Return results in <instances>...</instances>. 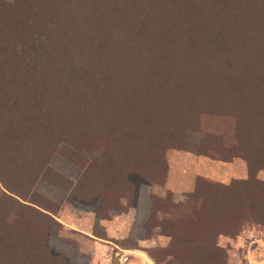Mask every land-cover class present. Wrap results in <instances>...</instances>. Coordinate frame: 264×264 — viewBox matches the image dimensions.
Wrapping results in <instances>:
<instances>
[{"label":"trees","instance_id":"16d2710c","mask_svg":"<svg viewBox=\"0 0 264 264\" xmlns=\"http://www.w3.org/2000/svg\"><path fill=\"white\" fill-rule=\"evenodd\" d=\"M191 132L248 176L199 177L186 209L151 184ZM81 150L116 154L100 167ZM56 154L83 169L75 183L50 177ZM263 172L264 0H0V264L73 263L50 244L45 180L97 210L126 196L171 237L168 263L200 264L213 254L194 244L264 226Z\"/></svg>","mask_w":264,"mask_h":264},{"label":"rangeland","instance_id":"374dc122","mask_svg":"<svg viewBox=\"0 0 264 264\" xmlns=\"http://www.w3.org/2000/svg\"><path fill=\"white\" fill-rule=\"evenodd\" d=\"M198 146L199 135L191 132L186 149L172 148L167 151L175 189L169 188L167 182L153 181L151 192L154 195L167 199L171 205L187 209L188 202L194 199L199 177L225 184L247 178V162L243 158L236 157L230 161L215 159L214 154H223L224 151L207 145L206 150H202L210 154L207 156L197 153ZM118 153L126 155L123 150H118ZM115 154V150L80 151V155L90 161L89 165L100 167L106 158ZM50 164V177L62 186L75 183L83 171L62 154L54 155ZM259 177L264 180V172ZM4 190L0 183V198ZM38 192V200L49 208L43 210L56 221L49 224L50 244L68 256L72 264H170L166 252L171 245V237L157 225L152 224L147 230L145 222L148 213L138 211L126 196L120 200L123 210L114 211L107 208L97 210V203H90V207L81 206L79 204L83 203L71 200L65 189L46 180L39 183ZM169 212L159 211L156 217L163 220L166 215L172 216ZM102 214H107V217ZM205 240L194 246L205 247L213 256L200 260V264H216L217 261L220 264H263L264 226L253 224L238 235L221 236L217 243L219 251L212 248L210 240Z\"/></svg>","mask_w":264,"mask_h":264},{"label":"crops","instance_id":"0c3cea01","mask_svg":"<svg viewBox=\"0 0 264 264\" xmlns=\"http://www.w3.org/2000/svg\"><path fill=\"white\" fill-rule=\"evenodd\" d=\"M169 173H170V175H169V178H168V180H167V185H168L169 188H173V189H175V187L172 186V178H171V177H172V170L169 171ZM181 177H182V178H185L184 175H182ZM184 187H186V186H184ZM261 262H263V264H264V259H262Z\"/></svg>","mask_w":264,"mask_h":264}]
</instances>
